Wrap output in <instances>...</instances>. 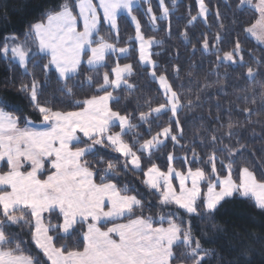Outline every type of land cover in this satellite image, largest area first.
Here are the masks:
<instances>
[{
  "label": "snow or ice",
  "instance_id": "6c2138e0",
  "mask_svg": "<svg viewBox=\"0 0 264 264\" xmlns=\"http://www.w3.org/2000/svg\"><path fill=\"white\" fill-rule=\"evenodd\" d=\"M143 2L147 7L138 16L134 12L139 0H53L41 8L39 17L28 22L23 40L12 35L0 45V57L10 67L18 65L22 75L30 78L28 82L22 80L17 91L24 94L40 118L37 124L28 116L7 111L9 101L0 97V264H209L216 250L205 248L193 234V217L214 219L223 203L234 198L250 199L264 213V171L258 178L255 171L237 163V157L248 149L239 140V147L231 143L239 133L230 111L227 131H223L221 116L209 112L217 127L206 129L208 134L201 138L200 147L210 150L206 160L197 154L195 142L192 146L181 144L187 123L186 118L182 122V115L202 108L207 100L203 88L195 92L189 89L190 95L185 97L170 81L168 69H161L153 59L159 53L152 48L160 42L145 35L142 17L155 26L158 20L168 21L172 12L167 0H157L155 10L151 0ZM195 3L197 12L192 15L188 9V24L197 20L207 23L211 15L218 28L212 41L207 34L198 41L204 52L216 49L217 76H221L222 67L224 79L228 78V67L246 69L242 76L251 82L264 76V59L246 51L239 37L229 40V50L219 47L229 35L219 6L213 9L206 0ZM171 5L174 7L176 0H171ZM27 7L18 5L17 14L26 12ZM225 7L232 11L233 24L236 13L251 11L255 22L240 27L264 41V0H233ZM122 10L135 32L126 44L135 41L136 49L117 46L118 14ZM0 23H10L6 14L0 13ZM81 25L82 31L78 30ZM104 25L114 34L115 42L100 36ZM180 35L191 42L187 28ZM132 50L138 53L137 64L119 63V58L126 59ZM195 52L193 45V55ZM109 54L118 57L115 66H109ZM141 68L159 85L163 102L156 101L153 106L151 99L137 95L140 89L129 78ZM180 71L178 64L172 65L176 79ZM53 80V99L74 103L78 110L63 111L41 101ZM85 87L95 94L74 100L76 91ZM242 91L245 95L236 99L244 102L239 108L244 123L253 129L264 125L259 118L252 119L264 114V94L257 100L255 90ZM162 117H167L166 123H161ZM144 125L147 128L138 131ZM260 138L264 140V134ZM169 143L173 149L179 145L185 151L181 158L184 164L199 162L209 169L178 170L173 151L165 154L167 169L162 170L153 157L159 159L157 153ZM110 153L119 156L112 158ZM234 166L238 182L233 179ZM46 171V178H42ZM122 172L141 173L142 184L158 196L159 206L175 209L161 214L158 220L145 216L150 205L139 190L127 184L119 187L115 182ZM97 176L100 183L95 182ZM120 218L128 222H114ZM109 223L112 226L105 228ZM113 234L119 239H113ZM31 245L34 250L29 251ZM252 251L251 247L241 250L246 264H250Z\"/></svg>",
  "mask_w": 264,
  "mask_h": 264
},
{
  "label": "trees",
  "instance_id": "16d2710c",
  "mask_svg": "<svg viewBox=\"0 0 264 264\" xmlns=\"http://www.w3.org/2000/svg\"><path fill=\"white\" fill-rule=\"evenodd\" d=\"M53 0H0V13H4L8 16L10 23L6 25L0 23V45L3 44L5 37L18 36L20 40L24 39L23 33L27 28L28 22L36 17H39L41 8L46 4H51ZM171 9L172 15L168 21L158 20L155 26L147 23V17H142L143 31L146 36H153L160 43L155 45L152 49L154 53L153 59L157 60L161 69L167 68L168 75L171 82L174 83L176 90L181 92L185 97L190 95L189 89L192 92L198 90V88L204 89V96L207 102L202 108H197L192 112L186 113V117L182 115V122L187 119V123L184 126V139L181 144L187 143L192 146L195 142L196 152L199 157L204 160L207 159V153L209 149H202L200 147L201 138L207 135L206 129L217 127L216 122L209 116V112L214 115L221 116V122L225 125L223 131H227L226 125L229 120V111L231 112V120L233 124H238L237 132L239 133L232 141V144H236V140H239L240 144L247 145L248 151L243 152L242 155L237 157V163L241 166H248L251 170L255 171L258 178L261 171H264V140H261V135L264 134V125H257L253 129L249 125L244 123L245 117L240 114L239 108L244 106L243 101H237V96H244L245 92L242 90H255L257 92V100L259 95L264 94V76H258L255 82L248 81L243 78L242 73L246 71L243 68L228 67V78H223L225 68H220L219 72L221 76L218 77L215 69L216 57L214 55L216 49H210L208 52H204L200 47L202 34H207V37L212 41L213 36L218 31L217 25L214 22V17L209 16L207 23L203 20H197L192 25L188 24V9H191V14L196 15L197 6L195 0H176V5H171V0H167ZM213 9L219 6L220 11L226 19L225 25L228 27L229 35H225L224 43L219 44V47L227 51L232 47L229 40H235L239 37L243 48L251 53L257 59H264V47L253 41L244 33L240 27L243 24L245 27L250 23L255 22V17L251 11H244L243 13H236V23H231L232 11L225 7V4H231L233 0H206ZM20 4H27V11L21 10V14H17V6ZM154 10L157 8V0H151ZM147 5L141 0L136 6V12L134 14L140 16L144 8ZM170 22V31L168 30ZM119 23V43L118 47L129 46L132 49L138 48L135 41L131 45H127L129 37L135 35L134 26L130 19L121 15L118 18ZM187 28L188 43L184 37L180 35ZM108 26L104 25V28L100 32V36L105 37L109 43L115 42L114 34L109 33ZM193 45L196 46L195 55L192 53ZM178 58H177V55ZM137 51L132 50L129 52L127 58H119V63H132L134 66L137 64ZM118 57L113 54H109V66H115ZM245 60H249V56L245 55ZM178 64L181 68L179 79H176L175 74L172 72V65ZM255 67V64L252 65ZM39 71V70H36ZM30 78L22 75V69L18 65L10 67L7 60L0 57V97H5L10 104V107L6 108L7 111L13 112L15 115H25L36 123H39L38 114L33 111L29 105L28 100L24 94L18 92L17 89L20 82H28ZM12 80L14 83L6 84V81ZM129 81L135 83L140 92L137 95H142L145 99H151L153 106L156 101L163 102L162 92L158 91L159 85L152 82L151 77L144 73L143 68L139 69L138 74H134L129 78ZM181 84L186 85L185 88H180ZM207 86V87H205ZM56 87L55 81H51L47 88V91L41 101H48L49 104H55V106L63 111H75L78 110L74 103L65 101L59 103L53 99V89ZM222 89V90H221ZM94 93V90L84 88L83 91L77 90L74 100H82ZM250 94V92H249ZM59 97V93L56 94ZM144 101H141L143 103ZM123 103V101H122ZM219 103L221 107L217 109L215 105ZM256 107V106H253ZM131 110V109H130ZM204 117V119H199ZM259 118L264 121V114L259 117L253 116L255 120ZM167 117L161 118V123H166ZM23 127V123L20 125ZM147 128L144 125L142 129L138 131L143 132ZM116 129V128H114ZM156 129L154 128V131ZM255 133V135L253 134ZM126 139L128 137H125ZM229 141H225L228 143ZM177 156V160L174 161V167L178 170H187L188 167H204L206 170L210 166L196 162L190 165L184 164L182 159L185 156V151L182 150L179 145L173 149L171 143L166 148H162L156 157H153L154 161L161 167L162 170L167 169L166 153L173 152ZM112 158L118 157L117 153H110ZM189 159H191V153H188ZM223 157H221L222 159ZM91 159V157H89ZM219 170L220 165L217 164ZM226 174V173H225ZM46 174L42 178L45 177ZM144 179L141 173L127 172L121 173L115 182L119 187H123L125 184L132 188L138 189L143 195L146 203L150 205L145 209L144 215H152L155 219H159V216L167 211L175 209V206H169L167 209H162L159 206L158 196L153 195L142 184ZM233 179L238 182V171L234 166ZM95 182L100 183L99 176L95 177ZM181 216L185 220L188 217L180 210ZM134 218V217H133ZM124 218L120 222H126ZM193 234L201 240L202 245L205 248H211L216 250V255L209 258V264H246L245 258L241 257L240 253L242 249L251 247L253 250L250 253V264H264V213H261L254 207V202L246 198H234L226 203H223L222 207L215 214L214 219L201 220L198 217L192 218ZM164 226H167L165 223ZM19 230V229H18ZM26 231V230H25ZM29 239L27 236L24 237ZM34 250V245H31L29 251ZM222 258V259H221ZM50 264V262H49ZM176 264H181V261H176Z\"/></svg>",
  "mask_w": 264,
  "mask_h": 264
},
{
  "label": "crops",
  "instance_id": "0c3cea01",
  "mask_svg": "<svg viewBox=\"0 0 264 264\" xmlns=\"http://www.w3.org/2000/svg\"><path fill=\"white\" fill-rule=\"evenodd\" d=\"M140 1H141V0H139V2H140ZM138 4H139V3H138ZM138 4H137V5H138ZM137 5H136V6H137ZM123 14L126 15V12H124V11L122 10V11L118 14V17L121 16V15H123ZM78 30H81V31H82V25L78 28ZM118 130H119L118 128L113 129V131H118ZM48 171H51V170L49 169ZM45 174H46V175H45L44 178H46L48 172L46 171ZM173 183L176 184V185H178V181H175V180H174ZM205 190H206V189H205ZM122 219H124V218H120V219H118V220H116V221H114V222H115V223H127V222H128V221H126V222H120V220H122ZM111 226H112L111 223H109V224L105 225V228H106V227H111ZM165 227H166V226H165ZM113 239H117V240H118L119 237L116 236L115 234H113Z\"/></svg>",
  "mask_w": 264,
  "mask_h": 264
},
{
  "label": "rangeland",
  "instance_id": "374dc122",
  "mask_svg": "<svg viewBox=\"0 0 264 264\" xmlns=\"http://www.w3.org/2000/svg\"><path fill=\"white\" fill-rule=\"evenodd\" d=\"M138 6V5H137ZM123 15H125V14H123ZM125 16H127V14L125 15ZM120 17V16H119ZM118 17V18H119ZM128 17V16H127ZM129 18V17H128ZM130 19V18H129ZM131 21V20H130ZM132 23V22H131ZM107 26V25H106ZM134 26V25H133ZM248 35V37L250 38V39H252L253 41H255L256 43H258L260 46H262V47H264V41H261V40H258L256 37H253V36H251V35H249V34H247ZM155 46V45H154ZM153 46V47H154ZM153 49V48H152ZM38 124V123H37Z\"/></svg>",
  "mask_w": 264,
  "mask_h": 264
}]
</instances>
